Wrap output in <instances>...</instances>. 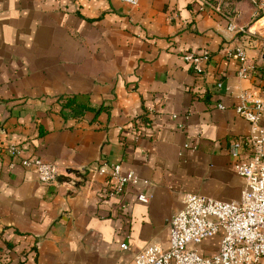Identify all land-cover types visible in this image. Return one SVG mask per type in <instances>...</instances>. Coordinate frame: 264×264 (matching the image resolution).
I'll list each match as a JSON object with an SVG mask.
<instances>
[{
  "label": "crops",
  "instance_id": "crops-1",
  "mask_svg": "<svg viewBox=\"0 0 264 264\" xmlns=\"http://www.w3.org/2000/svg\"><path fill=\"white\" fill-rule=\"evenodd\" d=\"M262 19L264 0H0V145L65 171L44 185L0 153V264L130 263L146 244L169 246L182 192L239 200L229 148L244 151L249 124L234 106L260 83L228 52L263 75ZM203 50L197 77L183 54ZM66 96L90 109L74 115ZM101 163L142 182L108 198ZM220 238L198 251L213 255Z\"/></svg>",
  "mask_w": 264,
  "mask_h": 264
},
{
  "label": "built area",
  "instance_id": "built-area-1",
  "mask_svg": "<svg viewBox=\"0 0 264 264\" xmlns=\"http://www.w3.org/2000/svg\"><path fill=\"white\" fill-rule=\"evenodd\" d=\"M120 1L134 6L139 0ZM234 28L235 25L230 24L228 29ZM228 55L240 58L239 77L258 79L260 83L241 90L234 106L235 112L249 124V131L242 142L244 151H240L239 142L229 148L233 170L242 179L241 196L237 201H222L196 192H182V206L170 219L169 246L146 244L130 263L124 264H264V74L256 77L251 73L252 66L246 64L244 50L237 49ZM183 59L194 74L201 77L209 52H185ZM217 86L221 83L218 82ZM217 106L224 107L222 104ZM5 152L18 157L20 165L33 168L41 184H53L65 172L54 162L37 156H24V150L14 144L0 145V153ZM12 166L13 161L10 162ZM91 168L109 179L105 192L108 198L122 193L127 184L142 182L134 172L122 173L119 164L101 163ZM143 183L147 181L143 180ZM137 199L147 202L149 198L139 193ZM219 233L221 238L216 252L210 256L202 255L197 246L203 239ZM121 246L126 248L127 244Z\"/></svg>",
  "mask_w": 264,
  "mask_h": 264
},
{
  "label": "trees",
  "instance_id": "trees-1",
  "mask_svg": "<svg viewBox=\"0 0 264 264\" xmlns=\"http://www.w3.org/2000/svg\"><path fill=\"white\" fill-rule=\"evenodd\" d=\"M240 35H241V33H240ZM258 67L259 66L253 67L254 68V71L252 72L253 74H257L255 72L257 70L259 73ZM62 107L70 109L74 113V115H76V116L82 115L85 110L90 109V107L86 103L81 102V101H77V99L74 96L73 97H70V96L64 97V99L62 101Z\"/></svg>",
  "mask_w": 264,
  "mask_h": 264
},
{
  "label": "rangeland",
  "instance_id": "rangeland-1",
  "mask_svg": "<svg viewBox=\"0 0 264 264\" xmlns=\"http://www.w3.org/2000/svg\"><path fill=\"white\" fill-rule=\"evenodd\" d=\"M261 24H264V19H262L261 21H259L258 24H256L253 28L255 30H257L258 29L257 25H261ZM259 41L262 44V46H264V35H259Z\"/></svg>",
  "mask_w": 264,
  "mask_h": 264
},
{
  "label": "water",
  "instance_id": "water-1",
  "mask_svg": "<svg viewBox=\"0 0 264 264\" xmlns=\"http://www.w3.org/2000/svg\"><path fill=\"white\" fill-rule=\"evenodd\" d=\"M262 59L264 60V51H263V53H262Z\"/></svg>",
  "mask_w": 264,
  "mask_h": 264
}]
</instances>
